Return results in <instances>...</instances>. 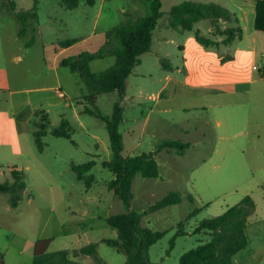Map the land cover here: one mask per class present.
Listing matches in <instances>:
<instances>
[{
    "label": "rangeland",
    "instance_id": "obj_1",
    "mask_svg": "<svg viewBox=\"0 0 264 264\" xmlns=\"http://www.w3.org/2000/svg\"><path fill=\"white\" fill-rule=\"evenodd\" d=\"M184 1L188 0H162L165 14L152 51L141 56V64L127 83L130 94L143 90L142 105L131 109L123 106L120 126L125 156L155 152L159 141L165 139L191 143L184 155L166 150L158 153L160 176L144 179L138 175L133 183L131 209L140 212L148 211L149 206L170 192L190 194L194 198V201L185 198L181 204L143 217L144 227L165 233L149 250L152 264H179L185 252L208 241L205 234L195 233L201 221L219 216L222 207L232 205L244 193L253 191L258 198L264 185V96H256L249 106L243 104L249 98L248 88H264V81L250 82L264 74V32L252 26L245 41L210 51L211 59L197 65L206 74L197 83L225 81L226 87L206 90L205 94L197 90L191 95L185 85V74L191 70L193 37L175 33L176 43L184 44L186 53L171 43L163 44L165 28H168L167 13ZM197 1L219 3L218 0ZM33 5L34 0H0V182L11 181L10 169L16 166L24 171L26 183L17 208L10 206L8 194L0 193V254L19 238L31 240L58 234L62 231L59 221L67 214L64 206L76 211L74 215L81 220L83 228L100 220H94L95 215L103 218L126 211L122 201L107 188L114 175L103 166V162L112 159L106 124L101 118L80 113L85 101L79 97L86 90L85 85L78 73L57 65L56 60L63 50L62 43L69 40L75 43L60 54L62 59L99 51L105 32L124 23L128 13L149 15L150 2L96 0L94 6H89L86 0H80L79 6L70 10L62 0H39L38 19L32 21L25 37H19L21 24L14 13L31 9ZM227 7L234 9L230 4ZM205 25L203 22L198 27L208 30ZM252 33L258 34L263 44L252 46L248 41ZM31 39L34 42L27 47ZM251 49L259 53L256 65L261 66L262 74L253 68ZM226 56L232 59L223 61ZM114 63V57L95 59L90 68L93 73H100ZM175 67L181 69L180 74H174L179 85H167L166 77L171 76L170 71ZM59 85L62 97L56 92ZM118 100L116 92L103 94L96 108L104 118H110ZM42 111L49 117V127L42 139L44 150L39 152L33 133L38 129ZM63 121L69 124L71 139L58 138L52 133ZM218 121L223 124L221 128L217 127ZM194 127L206 130V137L191 133ZM245 127L247 135H236ZM184 128L188 134H183ZM221 132L227 135V140L218 139L217 134ZM216 145L221 148L226 145L230 157L222 162L223 173L209 176L205 161ZM88 161L96 162L90 173L93 174L91 189L77 179L71 168L73 164ZM181 227L186 235L177 237L170 250V243ZM103 249L113 252L112 248L103 246L101 253Z\"/></svg>",
    "mask_w": 264,
    "mask_h": 264
},
{
    "label": "trees",
    "instance_id": "obj_2",
    "mask_svg": "<svg viewBox=\"0 0 264 264\" xmlns=\"http://www.w3.org/2000/svg\"><path fill=\"white\" fill-rule=\"evenodd\" d=\"M147 1L151 5V13L146 16L134 13L126 14L127 19L124 23L105 33V41L99 51L95 53L82 52L75 57L63 58L59 62L61 67L78 73L86 86V94L82 98L85 104L80 113L101 118L106 124L112 159L103 162V166L114 175L107 187L116 198L122 201L126 211L107 218L108 226L117 232V239L104 240L103 243L125 255L126 261L123 264H152L148 257L149 250L165 236L163 232L144 227L142 224L144 216L181 204L185 198L194 201L190 194L170 192L149 206L148 211L140 212L131 209L135 178L138 175L144 179H157L160 176L156 155L164 150L184 155L191 147V143L183 140L165 139L159 141L155 152L134 156L123 155L124 144L120 126L123 121L124 109L121 102L126 95L130 75L141 64V56L152 51L155 34L160 26V20L165 14L162 10V0ZM79 2L80 0H62V4L70 10L77 8ZM38 3L39 0H34L31 9L14 13V18L21 24L18 32L19 37H25L32 21L38 19ZM86 3L89 6H94L96 0H86ZM167 14L169 29L178 34L192 33L196 41L206 49L217 50L221 45L228 46L243 38V29L238 16L216 2L203 3L188 0L172 6ZM203 22H206V29H211L208 35L198 27V24ZM255 29L264 32V0H259L256 3ZM33 42V39L29 40L26 46H31ZM74 43V40L65 41L62 43V47L66 49ZM106 57H114V65L100 73H93L90 68L91 63L95 59ZM229 59L232 57L226 56L223 61ZM112 92L118 93L119 100L114 105L111 117L104 118L96 108V103L101 95ZM40 115L41 119L37 123L38 129L33 133V139L38 151L42 152L45 147L42 139L49 127V117L43 111L40 112ZM52 133L58 138H72L71 129L66 121H63ZM95 164V161H88L84 164L71 166L77 179L84 181L87 188H90L93 181V174L90 173ZM87 174L90 175L87 176ZM10 175L11 181L0 182V193L8 194L10 206L17 208L22 200V194L26 190L25 174L22 169L13 166L10 169ZM255 209V201L250 195H247L221 215L201 221L196 227L195 233L205 234L209 237L208 241L185 252L181 256L179 264H233L235 255L249 245L247 226ZM198 211L197 209L195 212H191L189 217H193ZM184 235L186 232L181 227L170 243V250L175 246V239ZM51 241L52 239L38 241L35 245V253L45 252ZM97 246L95 243L89 244L74 253L92 256L94 264H105L98 256ZM0 264H7L1 254Z\"/></svg>",
    "mask_w": 264,
    "mask_h": 264
},
{
    "label": "crops",
    "instance_id": "obj_3",
    "mask_svg": "<svg viewBox=\"0 0 264 264\" xmlns=\"http://www.w3.org/2000/svg\"><path fill=\"white\" fill-rule=\"evenodd\" d=\"M197 1V0H195ZM259 0H218V4L222 2V6L228 8L231 12L236 14L241 21V26L243 29V38L241 40H236V42H243L247 38V31L250 32L252 26L255 28V16H256V3ZM217 3V2H216ZM230 4L233 6L234 9H230L228 6ZM166 30V37L163 39V44H172L173 47L176 46L179 50H182L184 53L187 52V47L184 44L176 43L175 33L178 36H188L189 34H178L177 32H173L169 28H165ZM211 32V29L204 30V34H208ZM106 33V32H105ZM105 35V34H104ZM191 70H187L185 74L186 82L185 85L189 87L191 90V95L195 93V91H201L199 94H205L206 90L210 89H223L226 87L225 81H218L216 83L207 84V83H197V81H202L206 78V74L201 69H197V65L208 62L212 54L210 51L213 49H206L203 46H199L200 44L196 41L194 35L191 33ZM251 39V40H250ZM248 41L252 43V46H259V42L263 40L259 38L258 34L252 33V36ZM105 41V40H104ZM165 42V43H164ZM198 43V44H197ZM232 43V44H234ZM67 49H63L56 60V64L59 65V62L62 60L60 58V54ZM252 50V49H251ZM215 51V50H213ZM217 51V50H216ZM259 53L256 49L251 51V62L253 64V68L257 67L258 71L262 74L261 66L256 65L257 58ZM220 61V59H218ZM171 76H167V85L170 83H175V86L179 85L177 78H174V74H180L181 69L179 67H175L174 70L170 71ZM133 74V73H132ZM173 76V77H172ZM81 77V76H80ZM83 81V80H82ZM256 81H264V74L260 75L259 79H252L250 82ZM84 83V82H83ZM236 83V82H235ZM238 84V83H237ZM85 85V84H84ZM58 90L56 92L59 96L60 92L63 93L62 87L59 85ZM137 88V87H136ZM135 88V90H136ZM82 89V88H81ZM86 89V86H85ZM85 91L83 95L79 97L82 99L85 95ZM249 98L247 101H244L243 104L245 106L251 105L253 100H256V96H264V88H248L247 89ZM15 94H12V96ZM143 96V90L139 89V91H134V94L129 93L128 85L126 95L122 100V106L126 108H132L135 105L141 106L142 102L140 99ZM62 97V96H61ZM13 100V99H12ZM13 102V101H12ZM78 104L82 105V101H78ZM229 106V105H228ZM149 117L146 118L145 124L148 123ZM248 122V120H247ZM248 124V123H246ZM222 122L218 121L217 127H222ZM249 126V125H247ZM228 129V128H227ZM183 130V129H182ZM185 133L188 134L189 131L184 128ZM206 130L200 128H193L191 133H199V135L203 138L206 137ZM247 135L246 127L243 128L241 131L236 133V135ZM128 135H132L131 132H128ZM235 135V136H236ZM218 139L220 141L227 140L228 137L223 132L217 134ZM227 146L221 148L219 145H216L208 159L205 161V172L210 176L217 174L219 171L223 173V161L225 158L228 159L230 157L229 153L226 152ZM243 155V154H242ZM128 156V155H127ZM218 157V158H217ZM215 163L213 162V159ZM220 160V164L218 160ZM229 160V159H228ZM227 160V162H228ZM246 164V162H245ZM209 167V168H208ZM229 170V169H228ZM230 171V170H229ZM264 184V183H263ZM92 188V187H91ZM90 188V189H91ZM108 188V187H107ZM250 195L256 204V209L253 215L249 218L248 226H247V234L249 237V245L237 253L233 259V264H264V185L262 187L261 194L257 198L253 191L251 193H244L241 197L235 199L232 205H226V207H222L220 214L224 213L229 207L238 204L245 196ZM64 212L67 213L65 219H69L65 222V219L59 221L60 231L58 234H51L46 236H41L36 239L31 240H23L20 239L14 243L13 245H9L4 249V253L1 254L6 261L7 264H94V258L90 255H78L74 252L79 250L80 248L87 246L89 244H97V253L99 258L103 260L105 264H123L126 261V257L124 254L118 252L116 249L112 251H107L103 249V253H101V248L103 246L109 247L105 243L104 240H115L117 239V232L112 230L107 224V218L111 215H105L103 218L94 216V220L100 219L98 222H93V224L85 226L84 228L81 227V220H79L74 214L76 211L69 210L67 206H64ZM67 223V224H65ZM71 223V224H70ZM67 227V228H66ZM83 228V229H82ZM64 229H69L68 232H64ZM92 234V235H91ZM85 238V239H84ZM52 239L51 243L49 244L48 248L45 252L41 254L35 253V245L38 241ZM84 240V243L83 241Z\"/></svg>",
    "mask_w": 264,
    "mask_h": 264
},
{
    "label": "built area",
    "instance_id": "obj_4",
    "mask_svg": "<svg viewBox=\"0 0 264 264\" xmlns=\"http://www.w3.org/2000/svg\"><path fill=\"white\" fill-rule=\"evenodd\" d=\"M254 69H258V68H257V67H255ZM60 95H61V96H63V93H62V92H60Z\"/></svg>",
    "mask_w": 264,
    "mask_h": 264
}]
</instances>
